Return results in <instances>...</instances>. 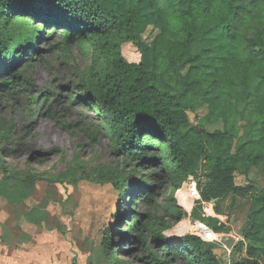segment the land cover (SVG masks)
<instances>
[{
	"label": "trees",
	"instance_id": "1",
	"mask_svg": "<svg viewBox=\"0 0 264 264\" xmlns=\"http://www.w3.org/2000/svg\"><path fill=\"white\" fill-rule=\"evenodd\" d=\"M148 13L156 25L150 44L140 31ZM214 31L241 40L247 53L239 56L220 43L200 47ZM55 35L67 48L80 46L87 63L74 81L40 87L25 63L41 55L39 37ZM127 45L137 49L139 60L126 56ZM62 90L76 96L73 104L104 119L101 127L118 165L89 166L76 156L66 171L43 177L28 165L9 164L7 157H19L23 140L14 107L30 125L48 102V114L53 112ZM5 97L14 105L3 104ZM202 109L206 114L194 125L188 113ZM54 151L35 154L43 163ZM259 168L264 169V0H0V198L19 206L39 181L111 184L119 208L90 264H225L215 253L217 242L166 234L183 219L175 191L191 177L199 204L229 196L253 200L243 232L249 244L238 248L246 253L227 264H264V186L250 181ZM238 177L248 184L238 185ZM47 206H33L25 220L41 226ZM199 220L215 233L223 228L215 218Z\"/></svg>",
	"mask_w": 264,
	"mask_h": 264
},
{
	"label": "rangeland",
	"instance_id": "2",
	"mask_svg": "<svg viewBox=\"0 0 264 264\" xmlns=\"http://www.w3.org/2000/svg\"><path fill=\"white\" fill-rule=\"evenodd\" d=\"M41 24L40 20L35 23L36 26ZM140 31L143 41L150 44L156 32L155 21L150 13L141 20ZM40 40L41 37H39L37 48L43 49L41 55L35 56L34 61L29 60L25 63L32 65L30 75L35 84L40 87H54L74 81L79 69L87 63L80 46L73 43L67 48L59 35L47 41ZM214 43L232 48L239 56L247 53L241 40L231 42L222 31L210 32L200 47H208ZM53 44L56 46H52ZM125 49L128 52L125 54L131 61L139 60L140 55L135 47L127 45ZM168 85L172 87L170 80ZM60 95L62 96L58 100L53 101V112L48 114L50 105L48 102L42 109L43 114L30 125L18 106L14 107L17 113L18 135L23 137V140L18 148L19 157H7L9 164L12 167L23 168H27L28 165L43 177L57 176L66 171L67 166L76 156L87 162L89 166L118 165L120 160L114 154L109 133L101 127L104 119L97 118L92 109L78 103L73 104L72 99H76V96L71 98L66 90H62ZM3 100V104L7 106L14 105L9 97ZM45 111H47L46 114ZM3 112L6 113V109ZM205 114L206 110L203 109L199 111V115L193 112L188 113L190 122L194 125L200 122L198 116L202 117ZM27 125H29L28 129L25 128ZM39 150L55 151L47 154L44 158L45 162L40 163L39 159L42 157L35 154ZM30 158L33 160L28 164ZM259 176L263 177L262 174ZM2 177L3 174L0 171V180ZM246 183L245 178H237L238 185L246 186ZM36 189V194L30 203L36 205L44 198L43 203L45 201L50 212V219H47L49 223H46V227L25 226L23 231L31 234L37 242L58 245L60 249H55L52 253L61 259L65 258L62 264H75V262L90 264L89 257L96 256L105 231L113 225L114 215L119 208L118 190L111 184H97L86 180L80 181L76 186L67 184L52 186L48 181H39ZM169 193H173L172 189ZM175 197L178 203L180 202L179 206L184 210V216L166 234L172 238L200 236L204 239H214L212 232L199 220L201 215L206 217L212 215V206L199 204L200 193L195 180L190 178L184 182L175 191ZM138 210H142L141 205ZM232 219L233 229L235 232L240 231L245 220L244 216L234 215ZM53 226L56 231L48 232ZM223 237V235H217L212 242L219 243ZM15 240L14 237L13 242ZM220 250V254L223 251L226 252L224 248ZM47 255L48 252L44 256ZM226 256L227 254H222L224 259Z\"/></svg>",
	"mask_w": 264,
	"mask_h": 264
},
{
	"label": "crops",
	"instance_id": "3",
	"mask_svg": "<svg viewBox=\"0 0 264 264\" xmlns=\"http://www.w3.org/2000/svg\"><path fill=\"white\" fill-rule=\"evenodd\" d=\"M260 174H262L263 177L259 176ZM252 180L257 184L264 186V169H255L250 178V181ZM246 184H248V182ZM34 195L19 206H15L7 200L0 198V264H62L65 259H61L60 257H57L55 253H52L55 252V249H60L58 245L55 243L46 244L37 242L31 234L23 231L25 226L27 227L30 225L35 227H46V223H49L47 219H50V212L47 207L45 211L48 218H45V221L41 226L28 223L25 220L24 215L26 211L33 206H42V204H44L43 198L40 203L32 205L30 202L33 200ZM206 204H210L212 206V215L207 216L217 219L219 222L218 226L223 227L221 232L217 233L218 236H224L219 243L217 242L218 247L215 249L217 256L224 261L225 264H227L230 263L233 258L238 259V257L245 255L246 248L242 247L243 251L241 254H239L240 252H238V248L240 243H244L246 247L249 244V240L244 238L243 232L246 229L249 214L254 206L253 200L243 199L238 196H229L223 201L204 203V205ZM215 207L219 209V212L215 209ZM234 215L244 216L245 219L241 230L238 232H235L231 223ZM52 221H54V219H52ZM49 231L56 230L53 226V228L51 227V230H48V232ZM212 234L216 238V234ZM14 237L16 240L13 242ZM220 248H224L226 250V252L223 251L222 253L227 254L225 259L222 257V254L219 253V251H221ZM28 250L30 251L28 252ZM42 250H44L45 253L48 252V255L44 256L45 253ZM261 259H264V248L261 249Z\"/></svg>",
	"mask_w": 264,
	"mask_h": 264
},
{
	"label": "built area",
	"instance_id": "4",
	"mask_svg": "<svg viewBox=\"0 0 264 264\" xmlns=\"http://www.w3.org/2000/svg\"><path fill=\"white\" fill-rule=\"evenodd\" d=\"M192 178V177H191ZM195 188V187H194ZM205 226V225H204ZM207 227V226H206ZM207 229L209 230V231H211L212 233H214V234H216L215 232H213L211 229H209L208 227H207ZM216 236H217V234H216ZM202 238V237H201ZM203 240H205V241H207V242H212L214 239H216V238H214V239H204V238H202Z\"/></svg>",
	"mask_w": 264,
	"mask_h": 264
}]
</instances>
